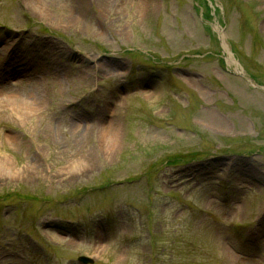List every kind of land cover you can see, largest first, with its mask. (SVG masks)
Listing matches in <instances>:
<instances>
[{
	"label": "rangeland",
	"instance_id": "374dc122",
	"mask_svg": "<svg viewBox=\"0 0 264 264\" xmlns=\"http://www.w3.org/2000/svg\"><path fill=\"white\" fill-rule=\"evenodd\" d=\"M40 1L0 0L47 100L0 115V264H264V0Z\"/></svg>",
	"mask_w": 264,
	"mask_h": 264
},
{
	"label": "bare ground",
	"instance_id": "6f19581e",
	"mask_svg": "<svg viewBox=\"0 0 264 264\" xmlns=\"http://www.w3.org/2000/svg\"><path fill=\"white\" fill-rule=\"evenodd\" d=\"M35 3H37L39 7H44V3H42L40 0H35ZM43 11L48 13L47 15L50 16L51 18L56 17L54 13H50L48 9H46L45 7ZM11 46L12 45L3 46L1 50L6 51L10 49ZM15 59L16 57H13L10 58L9 60L14 61ZM8 64L10 63L6 61L0 62V70H2L3 67L5 68ZM16 72L22 73L21 70H18ZM60 83L62 84L61 87L63 88V90H65L64 81H61ZM29 93L26 94L23 92V94H17V93L9 92L8 89L3 91L1 90V84H0V115L6 114L11 111L14 114H16L21 121L27 120L31 122L33 121V119L36 118V115L40 116L41 115L40 109L42 108L43 105L47 104V100L45 97L42 96L41 92H38V88L36 87L32 88V91ZM33 103L39 105L41 108L33 107L32 106ZM105 127L101 133H105V134L107 133V135L106 137L103 136L101 138L115 139V137H117L118 134L117 133L118 126L116 125V123L112 122L106 125ZM80 132L78 131L76 133H80Z\"/></svg>",
	"mask_w": 264,
	"mask_h": 264
},
{
	"label": "water",
	"instance_id": "95a60500",
	"mask_svg": "<svg viewBox=\"0 0 264 264\" xmlns=\"http://www.w3.org/2000/svg\"><path fill=\"white\" fill-rule=\"evenodd\" d=\"M79 261L82 262L83 264H91L92 263V260L88 259L86 257H80Z\"/></svg>",
	"mask_w": 264,
	"mask_h": 264
}]
</instances>
